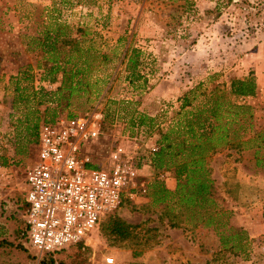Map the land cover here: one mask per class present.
<instances>
[{
	"label": "rangeland",
	"instance_id": "374dc122",
	"mask_svg": "<svg viewBox=\"0 0 264 264\" xmlns=\"http://www.w3.org/2000/svg\"><path fill=\"white\" fill-rule=\"evenodd\" d=\"M55 18L68 27L71 37H79L82 45L90 43L107 53L108 60L104 63L96 56L89 57L88 62L93 74L109 75L104 86L108 90L103 98L95 97L94 87L102 86L96 84L89 87V92L75 94L69 101H48L44 96L37 104L39 98L35 95L29 104L35 101L38 124L43 116L65 117L69 112L96 120L98 137L88 147L94 162L104 161L116 145L135 153L139 170L133 196L124 198L112 215L133 221L132 225H136L133 231L141 243L133 245V241H128L132 247L111 245L110 237L101 232L107 221L104 216L83 247L61 252L52 257V261L63 264H149L148 261L156 259V264H178L177 259H166V254L172 252L169 244L154 250V255L146 256L152 248L148 245L154 240L156 244H162L179 239L178 234L168 232L164 203L152 202L150 184L154 181L163 184L168 174L153 170L149 158L151 147H156L159 130H165L178 110L177 99L182 93L198 83L207 89L227 85L230 78L236 77L233 66L241 65L240 57L257 42V31L264 30V0H0V162H6L4 166L0 165V205H3L0 212L6 213L9 222L5 228L8 234L0 238V264H44L50 259L24 247L19 236L23 226L24 172L35 159L36 143L32 137L24 139V123L18 122L24 117V106L13 111L9 99L13 91L10 77L27 66L31 75L28 84L32 89L41 85L45 91H52L58 85V81L38 80L44 58L35 40L42 37L41 31ZM118 37H126V40L121 39L117 45ZM127 43L140 51L137 69L145 79L143 88H135L127 82L124 63L117 61L122 45ZM60 50L63 55L69 54L67 45ZM239 103L248 105L249 109L234 115L237 122L230 126L232 135L240 134L244 144L239 148L222 146L212 153L220 152L221 155H216L214 166H209L217 184L213 189L214 198L225 210L228 205L221 195V182L233 176L232 159L238 158L226 150H238L236 153L241 158L245 154L250 164L253 149L260 142L257 133L264 131V95L244 97ZM135 112L151 117L150 126L135 124ZM233 114L230 112L231 116ZM260 143V155L264 157V140ZM242 147L246 149L244 154L240 151ZM233 149L228 150L235 151ZM211 155L210 164L213 163ZM168 177L172 176L169 174ZM179 223L183 225L182 221ZM188 224L193 222H186ZM148 228H155V231H145ZM145 238L148 239L146 243L143 242ZM185 238L193 244L199 243L204 258L197 259V264H218L214 259H205L209 253L213 256L217 251L226 257L219 264L236 261L231 259L232 252L225 248L227 245L223 247L218 243L217 234L205 229L192 230ZM135 250L140 252L133 256ZM190 250L197 251L196 247ZM118 251L120 253L116 255ZM105 257H111L112 262L107 263Z\"/></svg>",
	"mask_w": 264,
	"mask_h": 264
},
{
	"label": "trees",
	"instance_id": "16d2710c",
	"mask_svg": "<svg viewBox=\"0 0 264 264\" xmlns=\"http://www.w3.org/2000/svg\"><path fill=\"white\" fill-rule=\"evenodd\" d=\"M50 24L41 31L42 37L35 39L44 58V67L38 80L48 83L58 81L56 88L52 91H45L41 85H38L37 89H32L31 84H28L31 79L28 66L22 70L18 69L16 74L10 77L13 91L9 99V107L16 111L21 110L24 106V117L19 118L18 122L24 123V139L32 137L35 143L37 142L38 126L55 119L43 116L41 123L38 124L39 118L35 115L37 112L34 106L36 105L35 101L33 100L34 104H29L35 95H38L37 98H39L36 103L40 104L44 96L48 101H58L59 99L69 101L75 94L89 92V87L96 84L102 86L94 87L95 97L103 98L104 92L108 90V87L104 89V86L107 84L109 75L93 74L90 62H88L89 57L92 59L96 56L100 57V63H104L108 60L107 53L93 47L90 43L82 45L79 37H71L68 27L63 23H58L57 18L53 19V23ZM123 38L126 40V37H118L117 45ZM64 45L68 46V55H63L60 50ZM71 53H78V55ZM139 54L140 51L137 48L127 43L122 45V50L117 55L118 63H124V69L127 71L125 75L127 82L135 88H143L145 81L137 69L140 64ZM46 63L49 65L46 66ZM140 79L141 81L138 83ZM22 82H25L24 85H21ZM255 94L256 83L250 74L230 78L227 85L221 84L208 89L198 83L178 97V110L165 130H159L156 147L150 152L149 157L153 170L167 171L175 180L173 190H168L159 181L150 184L152 202L164 203L168 226L184 227V224L181 225L179 221L184 223L186 219L193 222L191 226L196 223L211 226L218 235L219 244L223 247L229 244L225 248L231 252L240 249L239 241L243 237V232L237 228L225 227L229 213L222 209L214 198L209 161L210 155L224 145L238 148L243 146L244 141L241 135H232L233 130L230 125L237 122L234 115L244 113L249 109L248 105L239 103V101L244 97H254ZM230 112L235 114L231 116ZM30 113L32 115H29ZM73 116H76L75 112H69L64 118ZM134 119L137 120L135 124L140 126L144 124L150 126L152 122L151 117L139 112H135ZM235 137L237 139L233 141ZM257 138L260 142L264 140V131L257 133ZM260 142L256 146H261ZM5 163L3 160L0 165L4 166ZM175 211L176 213H174ZM106 216L107 221L102 226L101 232L110 237L111 245L125 247L128 245V241H133V245H140L139 237L133 231L136 225L112 214ZM150 230L155 231V228L145 229L147 232ZM224 230L228 233H225ZM147 241L148 239L145 238L143 242ZM154 243H156L155 240L150 245ZM128 246L132 247V245ZM80 247H83L82 244L77 243L45 255L47 259H50L46 260L44 264H63L54 263L51 258L70 248L78 250ZM139 252L140 250H135L132 254L136 256Z\"/></svg>",
	"mask_w": 264,
	"mask_h": 264
},
{
	"label": "built area",
	"instance_id": "2783aa9c",
	"mask_svg": "<svg viewBox=\"0 0 264 264\" xmlns=\"http://www.w3.org/2000/svg\"><path fill=\"white\" fill-rule=\"evenodd\" d=\"M98 133V122L87 115L56 117L38 126L35 159L24 172L19 236L26 248L49 255L83 244L104 216L133 196L138 175L135 153L116 145L104 161L94 162L88 147ZM105 261L111 263L112 258Z\"/></svg>",
	"mask_w": 264,
	"mask_h": 264
},
{
	"label": "crops",
	"instance_id": "0c3cea01",
	"mask_svg": "<svg viewBox=\"0 0 264 264\" xmlns=\"http://www.w3.org/2000/svg\"><path fill=\"white\" fill-rule=\"evenodd\" d=\"M204 3L206 2L204 1ZM209 3L211 2L209 1ZM209 6H211V4H209ZM240 62L241 65L236 64L233 66V74H235L236 77L249 74L252 75L256 83V94L259 93L264 95V30L257 31V42L255 46L243 53L240 57ZM228 149L233 148H227L226 152L230 153L231 156L236 155L239 159L233 157L232 165L235 166H232L231 174H233V176L226 177L221 182V195L224 197V201L228 205L227 212L229 213V216L227 217V225L225 227L237 228L243 232V237L239 241L240 249L231 253V259L236 260L233 261L234 264H264V157L263 155H260L261 146H255L253 149L254 156H252L253 161H251L252 163L250 164L244 157V151H246L245 148L242 147V150H240L241 153L244 154L242 155V158L236 153L238 150L233 149L235 151H232ZM216 155H221V153L216 152L211 155L213 163L210 164L209 162L210 167H212V165L214 166V157ZM166 173L169 175L168 172ZM168 175L165 176L163 186L168 190H173L175 180L173 177H168ZM210 177L213 181V187H215L217 184H215L212 174H210ZM1 208H3V205H0V209ZM7 218L5 212L3 214L0 212V224L4 226L3 228L2 225H0V238H4L8 234L5 232V228L9 226ZM124 219L126 220L125 217H123V220ZM186 222L187 220L183 223L184 227H168V232L178 234L177 237H179V239L176 238L165 242L163 241L162 244H156V242L152 245H148L149 247H152L150 250L153 251H147V254L145 253L146 256H148V254H151V256L154 255V250H157V248L160 247H166L167 244H169L172 252L166 254V259H177L176 262L178 264H197L196 260L204 258L202 257L204 255L199 250V243L193 244L192 242L187 241L185 235L191 233L192 230L195 232L201 229L210 231L214 235H216V233L211 226L209 229H206L209 226H203L200 223L191 226L192 224L186 225ZM129 223L133 224L134 222L131 221ZM94 230L87 234L85 243H81L82 246L86 244L90 233ZM224 232L228 233L226 230H224ZM228 246L229 244H227V247ZM192 247H196L197 251L192 252L190 250ZM117 249L124 250L123 248ZM119 253L120 251H118L116 255H119ZM205 259H209V261H213L214 259V261L219 264L222 259H226V257L224 258L220 256L217 251L213 256L209 253L208 257H205ZM217 259L221 260L218 261ZM156 262V259L155 261H148L149 264H156Z\"/></svg>",
	"mask_w": 264,
	"mask_h": 264
}]
</instances>
